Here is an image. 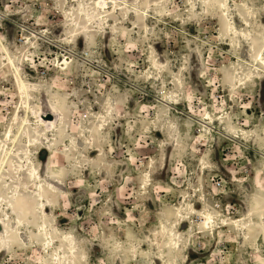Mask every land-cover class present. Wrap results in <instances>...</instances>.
Instances as JSON below:
<instances>
[{"label":"rangeland","instance_id":"374dc122","mask_svg":"<svg viewBox=\"0 0 264 264\" xmlns=\"http://www.w3.org/2000/svg\"><path fill=\"white\" fill-rule=\"evenodd\" d=\"M72 5L0 0L5 45L35 85L29 119L36 124L35 112L50 108L64 118L35 148L40 171L54 170L60 186L45 188L42 205L37 197L14 210L0 203V229L10 238L0 264H57L59 248L67 264H258L263 241L236 231L233 220L264 197V80L237 83L248 51L220 33V23L264 36V0H157L137 25L120 15L90 41L69 43ZM108 104L115 115L100 139L103 153L88 161L83 142ZM22 109L17 76L0 51V141L16 131ZM13 180L25 191V174ZM177 206L221 219L209 227L189 210L179 226L188 239L176 247L163 225L178 221Z\"/></svg>","mask_w":264,"mask_h":264},{"label":"bare ground","instance_id":"6f19581e","mask_svg":"<svg viewBox=\"0 0 264 264\" xmlns=\"http://www.w3.org/2000/svg\"><path fill=\"white\" fill-rule=\"evenodd\" d=\"M143 0H73L72 5L66 14V34L68 35L67 41L73 43L78 37L85 38L90 41L95 29L100 27L108 28L109 23L113 24L117 17L122 15L125 19H132L134 25L139 23V18H145L152 14L151 6L156 5L157 0H144L143 7L139 6ZM224 3V4H222ZM224 5L228 9L225 2L220 1V6ZM240 19L245 20L243 14ZM220 33L229 35L233 41L238 44L245 43L247 52V61H244V66L241 69L235 70V79L237 83H243L253 78L264 80V36L255 37L250 30H240L234 25L226 22L221 18ZM41 38H45L40 35ZM31 44V39L27 42ZM0 51L3 52L8 59V64L17 76L18 90L23 100L22 114L17 116L16 131H8L5 136V140L0 141V203L4 204L7 201V205L10 210L15 209L17 202L24 199H30L31 197H37L42 205V198L45 188L56 190L55 186H60L59 177L54 170L45 169V173L40 171L39 165L35 161L37 152L35 148L40 144V141L44 143V140H48L47 133L51 130L58 131L60 126L64 123L62 112L56 108H50L49 113L54 116L53 121H47L44 119L46 113L38 109L35 112L37 122L33 124L28 115L32 110L30 99V91L35 85L27 82L20 72L21 64H16L14 57L10 54L7 46L5 45V37L0 32ZM249 60V61H248ZM65 61L62 65L68 64ZM64 69V68H63ZM247 81V82H248ZM246 84V83H244ZM170 104V103H169ZM107 114L100 116L96 131L91 137L85 138V145L89 152L87 154V160H93L95 154L103 153V149L100 145V139H104V131L107 130L108 122L113 117L112 105L108 104ZM216 122H214L215 124ZM210 126V123H206ZM99 134V137L96 136ZM229 136V134L227 133ZM24 140V141H23ZM264 157V153L262 154ZM17 163V164H16ZM20 174V175H19ZM21 174H25L29 183L26 184L25 191L14 189L16 183L13 180V176L20 179ZM13 175V176H12ZM12 191V192H10ZM4 193V195H3ZM9 193H14L12 196ZM43 201V200H42ZM50 204L44 207V212L50 208ZM189 208V207H188ZM207 208V206L205 207ZM204 208V209H205ZM191 210L195 215L202 218L204 224L209 227H214L217 221L221 219V215L218 212L209 210H194L193 208L185 209L182 206L175 208L177 222H173L170 225H163L164 232L169 243L174 244L176 247L180 246V243L187 235H184L179 230L180 225H186L189 222L188 212ZM7 216L5 209L0 206V214ZM7 218V217H6ZM6 218L0 220V225H5ZM235 230L239 233L247 235L248 232L257 234L260 240L264 244V197L260 199V202L255 206V209L249 207L246 215L238 220H233ZM43 230L44 227L42 226ZM46 238V236L44 237ZM46 240V239H44ZM48 245L51 246V239L47 236ZM10 243L9 233L6 230L0 229V252L8 250ZM53 244V243H52ZM53 260L57 264H67L69 257L66 253L61 252V248L57 249L52 255ZM264 264V254L259 256V263Z\"/></svg>","mask_w":264,"mask_h":264},{"label":"water","instance_id":"95a60500","mask_svg":"<svg viewBox=\"0 0 264 264\" xmlns=\"http://www.w3.org/2000/svg\"><path fill=\"white\" fill-rule=\"evenodd\" d=\"M44 119L47 120V121H53L54 120V116L50 113L46 114L44 116Z\"/></svg>","mask_w":264,"mask_h":264},{"label":"built area","instance_id":"2783aa9c","mask_svg":"<svg viewBox=\"0 0 264 264\" xmlns=\"http://www.w3.org/2000/svg\"><path fill=\"white\" fill-rule=\"evenodd\" d=\"M4 13L1 11V9H0V22L3 20V18H4V15H3Z\"/></svg>","mask_w":264,"mask_h":264}]
</instances>
